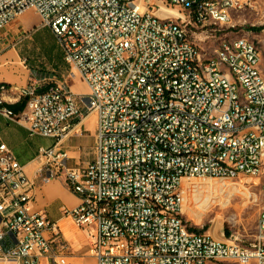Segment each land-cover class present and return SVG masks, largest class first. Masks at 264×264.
I'll return each instance as SVG.
<instances>
[{
	"label": "built area",
	"instance_id": "built-area-1",
	"mask_svg": "<svg viewBox=\"0 0 264 264\" xmlns=\"http://www.w3.org/2000/svg\"><path fill=\"white\" fill-rule=\"evenodd\" d=\"M253 0H0V32L28 10L48 27L88 89L60 86L25 96L20 113L0 115L29 135L56 138L38 152L29 178L0 142V263L50 264L70 251L57 222L30 208L32 191L63 178L79 204L62 208L84 229L95 264H264V185L254 240L241 244L188 229L183 185L264 172V75L260 51L245 37L222 41L207 63L188 37L229 25ZM20 88V87H18ZM84 112L96 117V155L68 167L57 147Z\"/></svg>",
	"mask_w": 264,
	"mask_h": 264
},
{
	"label": "rangeland",
	"instance_id": "rangeland-1",
	"mask_svg": "<svg viewBox=\"0 0 264 264\" xmlns=\"http://www.w3.org/2000/svg\"><path fill=\"white\" fill-rule=\"evenodd\" d=\"M254 8L233 12L229 25L196 28L188 24V37L195 42L203 57H210L222 41L245 37L260 51V70L264 75V0H253ZM34 12V11H33ZM24 12L12 22L13 34L8 40L15 44L20 56L36 74L31 84L36 86H60L78 95L88 93L83 78H71V67L63 54L52 31L42 26L37 14ZM22 19V24H19ZM260 29V30H258ZM92 160L96 148H88ZM183 185V210L188 229L207 233L217 240L238 238L241 244L254 240L256 222L262 204L264 172L258 177L240 176L236 179H195ZM84 264H95L86 257ZM210 264H238L235 261H214ZM254 264V263H251Z\"/></svg>",
	"mask_w": 264,
	"mask_h": 264
},
{
	"label": "crops",
	"instance_id": "crops-1",
	"mask_svg": "<svg viewBox=\"0 0 264 264\" xmlns=\"http://www.w3.org/2000/svg\"><path fill=\"white\" fill-rule=\"evenodd\" d=\"M29 11L33 12V10ZM11 24L0 32V83L17 86L8 88L5 93V106L11 108L15 113H20L25 108L24 106L21 109L20 102L25 99L15 100V97L19 96L18 92L21 87L32 83L36 74L26 64V59L20 56L15 44H12L13 40L8 42L13 34ZM19 24L23 25L22 19ZM37 90L42 92L38 88ZM96 129L94 113L84 112L81 117L73 120L70 132L57 144L58 148L66 150L69 154V160L66 163L68 167H81L92 160L88 148L96 145ZM56 141V138L49 136L29 135L24 124L10 122L0 115V142L6 144L11 150L29 178L37 179L39 176L40 165L37 158L39 149L51 147ZM78 204V196L68 188L63 178L40 184L32 191L31 210L56 221L62 239L70 246L69 253L58 260L59 264H84L86 257L94 259L89 253L87 232L77 227L72 218L62 212L63 207L73 208ZM40 264H50V262L41 259Z\"/></svg>",
	"mask_w": 264,
	"mask_h": 264
},
{
	"label": "bare ground",
	"instance_id": "bare-ground-1",
	"mask_svg": "<svg viewBox=\"0 0 264 264\" xmlns=\"http://www.w3.org/2000/svg\"><path fill=\"white\" fill-rule=\"evenodd\" d=\"M203 57V56H202ZM207 63H215V56L207 57ZM0 86H7L5 83H0ZM8 89H5V93ZM21 95V89L18 92ZM42 95V92H38L37 88L25 89V96Z\"/></svg>",
	"mask_w": 264,
	"mask_h": 264
},
{
	"label": "trees",
	"instance_id": "trees-1",
	"mask_svg": "<svg viewBox=\"0 0 264 264\" xmlns=\"http://www.w3.org/2000/svg\"><path fill=\"white\" fill-rule=\"evenodd\" d=\"M258 30H260V29H258ZM6 84V83H5ZM47 87H49V85H47V86H44V87H39L38 89H40L41 91L42 90H44V89H46ZM21 109H23L24 108V106H25V100H21ZM11 109V108H10ZM12 110V109H11ZM13 111V110H12ZM14 112V111H13Z\"/></svg>",
	"mask_w": 264,
	"mask_h": 264
}]
</instances>
